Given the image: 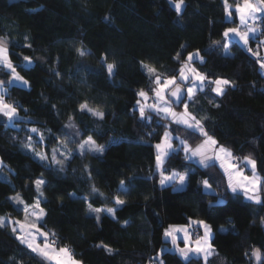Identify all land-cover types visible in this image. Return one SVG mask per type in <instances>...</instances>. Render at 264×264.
I'll return each mask as SVG.
<instances>
[{"label":"trees","instance_id":"1","mask_svg":"<svg viewBox=\"0 0 264 264\" xmlns=\"http://www.w3.org/2000/svg\"><path fill=\"white\" fill-rule=\"evenodd\" d=\"M229 3L234 6L236 2ZM185 5L178 16L169 0H0V36L10 39V49L15 46L13 63L20 62L16 53L34 60L40 58L34 65L17 69L32 82L30 91L23 86H8V101L19 102L29 110L20 112L30 118L28 122L14 128L0 117V157L6 165L0 166V216L23 219L18 206L6 198L19 194L32 203L36 192L28 178L43 173L50 181L43 189L47 199H42V206L48 212L45 228L55 232L59 245L68 244L76 259L84 264H148L149 258L167 244L163 228L184 223L186 216L206 218L217 230L216 254L209 258L210 264H256L255 258L249 257L255 247L264 252V206L227 191L226 177L219 165L206 170L185 160L181 152L172 157L169 167L181 173L192 169L191 183L183 191H173L171 186L162 190L158 176L156 180L148 179L155 171L152 145L158 142L155 133H148L155 129L162 134L163 129L158 127L160 120L154 113H148L153 116L149 122L132 111L135 92L149 87L141 62L155 67L162 75L174 74L178 62L173 57L181 51V45L188 46V51L201 50L207 63L196 62L200 71L236 85L226 89L223 96L205 88L190 102L189 110L234 155L256 159L258 172L264 177V74L242 44L232 47L234 56H226L222 50L209 55L212 41L223 40V28L235 25L226 21L222 0H185ZM25 34L27 41L23 39ZM25 43H31L33 48H24ZM81 47L90 54L80 57L76 49ZM105 55L108 63L118 66L111 79L101 64ZM81 64L86 67L77 72ZM50 68L57 69L60 76ZM5 79L0 70V80ZM85 102L90 108L105 112V119L99 120L90 113L80 118L77 110ZM216 104L220 106L214 107ZM69 117L75 119L70 121ZM6 123L8 126L4 127ZM69 123L73 129L64 128ZM33 126L44 132L48 138L45 143L50 141L49 155L51 148L59 144L48 129L61 138L83 129L86 135H81L80 142L92 136L105 146V152L102 156L74 153L75 159L64 161L65 173L53 172L45 169L30 150L20 147L21 143H28L30 133L26 129ZM178 127L174 136L186 139L192 147L201 143L199 134L189 135L183 126ZM31 135L35 142L36 134ZM67 139L75 149L77 144L70 136ZM37 146L43 148L39 143ZM85 165L92 171L91 180ZM205 178L213 183L215 192L198 185ZM121 180L135 187L125 192ZM25 183L29 187H23ZM93 185L107 199L92 196ZM85 195L87 202L80 198ZM116 195L126 201L117 212V219L102 213L98 223L88 213V203L96 208L115 207ZM219 199L224 203L216 204ZM209 201L213 202L212 208ZM221 226L227 231H220ZM101 241L116 254L108 255L94 246ZM10 256L16 257L12 264H48L35 254L29 255L10 229L0 228V264H7ZM163 258L165 264H186L170 250ZM191 264L201 262L193 258Z\"/></svg>","mask_w":264,"mask_h":264},{"label":"snow or ice","instance_id":"2","mask_svg":"<svg viewBox=\"0 0 264 264\" xmlns=\"http://www.w3.org/2000/svg\"><path fill=\"white\" fill-rule=\"evenodd\" d=\"M169 4L174 7L178 16L186 6L185 0H169ZM222 5L226 21L236 26L226 25L223 28L220 33L223 40L212 41L209 46V55L213 51L222 50L226 56H234V53L231 51L232 47L235 44H242L246 51L254 57L259 70L264 74V55H261L260 51L264 47V39H260L261 36H264V0H237L234 6L229 4V0H222ZM257 21L260 22L259 26L257 25ZM23 39L27 41L28 36L25 34ZM10 43L11 41L8 37L0 36V70L6 76L5 80H0V117L6 118L8 122L12 123L14 128H19L21 123H27L30 119L26 115L21 116V110L23 109L25 113L29 110L24 108L19 102H8L10 92L9 88L5 85L23 86L30 91L32 82L26 79L24 75H21L17 69L34 65L40 58L34 60L32 56L16 53L20 62L19 64H14L11 57L15 46L10 49ZM253 44H255V50L253 49ZM23 47L32 49L33 45L25 43ZM187 47L186 45H181V51L177 52L175 57H173L178 62V67L173 70L174 74L162 75L155 67L141 62V69L145 78L149 81V87L148 90L140 88L135 92L136 98L132 105V111L134 113L138 112L141 120L149 122L153 121V116L148 113H154L155 117L160 120L158 127L163 129L162 134L156 132L155 129L153 132L148 133L149 136H153L155 133L158 140V142L152 145L154 148L152 166H154L155 171L149 175L148 179L156 180L158 176V185L162 190L171 186L173 191H183L184 187L191 183L192 177L190 174L192 169L187 168L186 171L181 173L169 167L172 157L182 152L185 160H195L206 170L219 165V168L223 171V175L226 177L225 189L227 191L234 196H242L254 205L264 206V177L258 172L257 160L251 155L243 157L234 155L215 136L209 134L203 121L198 119L189 110V104L194 101L197 92H204L205 88H207L209 93L223 96L226 89L234 88L236 85L229 79L215 76L213 73L200 71L195 64L196 62H199L201 65L206 64L205 56L202 55L199 48L194 51H188ZM76 51L80 57L90 54L82 47L77 48ZM107 60L108 57L106 55L101 57V64L108 78L111 79L117 74L118 66L115 63H108ZM58 62L59 58H57ZM84 67L86 65L81 64L77 68V72ZM50 71L54 72L56 76H60V72L57 69L50 68ZM149 100L152 102L148 103ZM173 105L181 108L182 111H177ZM219 106V104L214 105L217 108ZM52 107L55 109V105H52ZM77 111L80 118L90 113L93 117L104 120L106 115L103 111L90 108L86 102L81 103ZM73 119L75 117H69L70 121ZM164 121H168V123H164ZM7 126L6 123L4 127ZM178 126H183L189 132V135L199 134L202 138L201 143L193 148L186 139L174 136V133L179 131ZM64 128L73 129L74 125L69 123ZM26 131L30 133L27 136L28 143H21L20 147L30 150L42 162V166L45 169H51L56 173H65L67 168L64 161L76 158L74 155L75 150L67 148L68 136L72 138L73 143L78 145L80 156H84L86 152L102 156L105 152V146L97 145L91 136L80 142L81 135H86L83 129L70 131L65 138H61L56 133H53L51 129H48L51 138L65 149L64 152H60L58 148H51L49 155L50 141L45 143L48 138L44 132L35 126L26 129ZM97 131H101L99 127H97ZM31 134H36L37 140L35 142ZM13 139H16V137H13ZM174 140H179V144L174 143ZM33 143L43 145V150L36 151L33 148ZM145 143L149 142L145 141ZM58 156L61 158L58 159ZM0 166H6L3 157H0ZM84 167L87 178L91 180L92 171L88 170L87 165ZM246 169L251 171V175L247 174ZM28 179L31 181V185L34 186L36 192L34 201L28 203L19 194L7 197L6 199L9 202L15 203L18 206L23 219L12 218L10 215L0 216V228L10 229L18 244L22 245L29 255L35 254L36 257L47 261L48 264H84L82 260L76 259L72 248L68 244L59 245V238L55 232L45 230L48 212L42 206V199H47L44 197L43 189L49 186L50 181L44 178L43 173L36 177H29ZM120 185L124 186L125 192L135 187L134 184L125 185V181L123 180L120 181ZM198 185L209 192L216 191L213 188V183L207 178L198 181ZM23 187L27 188L29 184L25 183ZM90 194L94 197L107 199L94 185L91 187ZM216 195L220 196L221 194L216 192ZM80 198L85 202L88 201L87 195ZM113 201L115 207L96 208L91 203H88V213L98 223L101 220L102 213L116 220L117 212L125 206L126 201L121 199L119 195H116ZM215 203L222 204L224 200L219 199ZM208 204L209 208L213 207L212 201H209ZM228 223H232L230 217L228 218ZM261 223L264 224V219L261 220ZM219 230L227 231L223 226ZM216 231L208 219L186 216L184 223L170 224L164 227L163 238L171 244L172 249L178 253L186 264H191L193 258L200 260L201 264H210L209 258L216 254ZM94 246L103 249L108 255L116 254L115 250L103 241ZM166 251L165 247H161L155 256L149 258L148 264H165L163 257ZM244 255L249 257L247 252ZM252 257L255 258L256 264H264V252L261 251V248H253L249 259ZM14 260H16V257L10 256L7 264H12ZM16 264H23V262L17 261Z\"/></svg>","mask_w":264,"mask_h":264},{"label":"rangeland","instance_id":"3","mask_svg":"<svg viewBox=\"0 0 264 264\" xmlns=\"http://www.w3.org/2000/svg\"><path fill=\"white\" fill-rule=\"evenodd\" d=\"M28 66H29V65H28ZM5 86L8 87V85H5ZM8 88H9V87H8ZM8 102L11 103L10 101H8ZM176 110H177V111H182V109L179 108V107H177ZM99 111H100V110H99ZM10 123H11V122H10ZM91 137H92V136H91ZM87 138H88V137H87ZM87 138H86V139H87ZM92 139L96 142V140H95L93 137H92ZM84 140H85V139H84ZM70 141H71V140H70ZM81 142H82V141H81ZM174 143H175V141H174ZM96 144H97V145H100V144H98L97 142H96ZM176 144H177V143H176ZM178 144H179V143H178ZM199 144H200V143H199ZM199 144H198V145H199ZM37 145H38V143H33V148H34L36 151H41V150H43V148H38ZM71 146H72V144H71L70 142H68V143H67V148H68V149H72ZM195 147H196V146H195ZM195 147H193V148H195ZM57 148L59 149L60 152H64V151H65V149H64L63 147H61L60 145H58ZM73 150H75L74 153H79L78 145H77L76 148L73 149ZM57 158L60 159L61 157L58 156ZM178 172H179V171H178ZM246 172H248L247 169H246ZM177 187H178V185H177ZM185 187H186V186H185ZM185 187H184V188H185ZM6 216H8V215H6ZM10 216H11V215H10ZM11 217H12V218H16V219H20V218L14 217V216H11ZM45 230L48 231L46 228H45Z\"/></svg>","mask_w":264,"mask_h":264},{"label":"crops","instance_id":"4","mask_svg":"<svg viewBox=\"0 0 264 264\" xmlns=\"http://www.w3.org/2000/svg\"><path fill=\"white\" fill-rule=\"evenodd\" d=\"M230 5H232L231 3H229ZM233 6V5H232ZM234 26H236V25H234ZM260 39H264V36H261L260 37ZM261 54L262 55H264V48L262 49V51H261ZM197 94H198V92H197ZM173 107H175L174 105H173ZM177 108V107H176ZM227 148V147H226ZM229 149V148H228ZM231 150V149H230ZM232 151V150H231ZM234 154V153H233ZM193 162H195L196 164H198L195 160H192ZM199 165V164H198ZM247 174L248 175H251V171L250 170H248V172H247ZM260 174V173H259ZM202 234V233H201ZM167 242V241H166ZM181 246H183V245H181ZM167 250H170V251H173V252H176L174 249H172V246H171V244L169 243V242H167V244L164 246Z\"/></svg>","mask_w":264,"mask_h":264},{"label":"built area","instance_id":"5","mask_svg":"<svg viewBox=\"0 0 264 264\" xmlns=\"http://www.w3.org/2000/svg\"><path fill=\"white\" fill-rule=\"evenodd\" d=\"M234 1L237 2V0H234ZM259 24H260V22L257 21V25H258V26H259ZM263 48H264V47H262L260 51H262ZM253 49L255 50V44H253ZM261 55H262V54H261ZM145 90H148V88L145 89ZM150 95H151V93H150ZM151 102H152L151 100L148 101V103H151ZM194 238H195V237H194Z\"/></svg>","mask_w":264,"mask_h":264},{"label":"water","instance_id":"6","mask_svg":"<svg viewBox=\"0 0 264 264\" xmlns=\"http://www.w3.org/2000/svg\"><path fill=\"white\" fill-rule=\"evenodd\" d=\"M175 106V105H174ZM176 107V106H175ZM256 262V261H255Z\"/></svg>","mask_w":264,"mask_h":264}]
</instances>
